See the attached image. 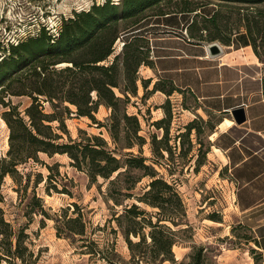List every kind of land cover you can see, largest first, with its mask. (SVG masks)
<instances>
[{
  "label": "rangeland",
  "instance_id": "1",
  "mask_svg": "<svg viewBox=\"0 0 264 264\" xmlns=\"http://www.w3.org/2000/svg\"><path fill=\"white\" fill-rule=\"evenodd\" d=\"M104 1L0 0V58L7 53L8 44L37 35L43 26L49 33L55 34L62 20L71 17L74 11L86 10L92 4H101ZM109 1L118 3L120 0ZM218 2L165 0L156 7L142 11L137 18L144 19L119 35L113 44L112 54L103 63H110L114 55L124 48V41L134 34H141L147 39L150 64H141L138 67L137 96L129 94L126 109L129 114H136L141 124L139 134L146 140L141 147V155L149 159L147 163H152L158 176L173 185L182 200L181 223L173 225L167 222L175 234L172 246L175 259L187 263V255L192 251V247L202 246L205 264H264V257L254 245L246 219L236 206L235 174L229 170L228 165H224L220 151L215 149L214 144L217 141L209 140L215 137L212 134L216 131L213 130L219 119L226 114L210 111L202 104V110L196 114L195 107L199 101L192 92L188 88L177 87L170 77L157 69L156 62L159 60L153 59L152 51L156 49H152V46L162 47H158V53H181L180 50L176 51L171 47H178L176 42L182 43L180 40H183L190 51L201 49L207 56L208 45L216 43L222 46L221 53L211 56V60L205 59L206 68L201 70L202 78L209 82L223 77L228 80L230 95L224 102L236 100L264 102V1L257 4ZM161 12L164 15L160 14ZM212 12L216 15L215 23L206 19ZM246 16L249 20H255V25L251 23L253 29L249 37L243 26V19ZM189 24L191 25L188 26ZM227 38L230 39L229 44L223 42V39ZM245 43H248V47L240 49ZM220 56L224 57L231 67H226L224 71H217V67H212L219 65L217 59ZM64 65L67 64L55 67L60 68ZM180 65L188 68L194 66L188 59L181 61ZM147 78H151L152 81L144 89L141 80ZM155 81L160 88L176 89L170 95L160 90L153 92ZM119 83L122 87L128 85L124 76L119 79ZM17 84H12V87H16ZM114 91L121 95L117 89ZM210 92L211 89L206 93ZM235 94H238L237 97H234ZM4 99L10 100L12 104H18L21 111L31 102V98L25 95L9 96ZM43 104L46 112L52 111L49 104L46 102ZM70 108L74 109L73 106ZM166 110L171 112V117L164 123L168 129L171 155L168 156L165 151H161V156L160 153H153L150 135L154 133L160 137L163 134V130L156 128L152 123L165 117ZM2 111L3 108L0 106V113ZM108 115L109 111L103 106H99L94 113L96 120L99 121H105ZM225 119L229 118L225 117L222 120ZM192 120H195V126L200 130L196 132L192 129L189 140L187 138L184 140L185 154L181 158L180 139L177 134L183 132L184 126ZM57 124L56 121L51 123L53 130L62 134L63 138L59 141H66V134L56 128ZM65 126L72 138L100 134L108 145L113 147L105 128L97 127L96 123L87 117H76L72 113L65 118ZM8 134L7 125L4 126L0 122L1 157L5 156L9 147ZM200 146L202 149L200 164L195 168ZM129 150L139 153L137 146L124 149ZM17 170L15 181L9 175L2 180L0 189L3 201L0 202V206L5 220L12 228L15 231L21 229L28 236L26 244L33 256H27L23 262L19 259L12 260L9 264H112L108 258L120 264H133L124 263L130 260V251L113 217L121 212L124 204L137 202L134 197L123 199V205L114 204L106 196L108 181L100 176L92 181L84 168L79 169L71 165V160L66 154L56 153L48 156L38 153L37 161L30 159L25 164H19ZM149 180V177H142L137 182L135 189L132 190L134 196L143 191ZM33 192L40 198L45 215L40 212V205L32 198ZM138 204L148 212L156 210L143 203ZM67 207L69 216H75L78 211L82 213L86 225L85 236L77 235L71 238L67 237L64 231L58 234L55 218L63 216L61 209ZM30 208H33V212ZM148 230L146 227L144 232L147 233ZM129 238L133 241L137 239L132 235ZM83 244H87V249ZM112 248L116 255L112 254ZM90 249L100 250L101 255L92 256L88 253ZM0 264H6V261L2 259ZM163 264L170 263L166 261Z\"/></svg>",
  "mask_w": 264,
  "mask_h": 264
},
{
  "label": "trees",
  "instance_id": "2",
  "mask_svg": "<svg viewBox=\"0 0 264 264\" xmlns=\"http://www.w3.org/2000/svg\"><path fill=\"white\" fill-rule=\"evenodd\" d=\"M163 1L165 0H120L112 3L105 0L101 4H92L86 10L74 11L71 17L62 20L55 34L49 33L43 26L37 35L8 44L7 53L0 58V106L3 108L0 116L9 130V147L5 156H0V188L5 176L9 175L15 181L17 166L30 159L37 161L38 153L48 156L66 154L71 165L84 168L92 181L98 176L108 181L106 196L114 204L123 205V199L134 197L138 203L156 209L148 212L137 202H132L124 204L121 212L113 217L130 251V260H122L124 263L163 264L167 261L170 264H205L202 246L192 247L187 255V263L175 259L172 251L175 234L167 222L173 225L181 223L182 200L173 185L158 176L152 163H147L149 159L141 155V147L146 141L139 134L141 124L138 116L129 114L126 109L129 94L137 96L138 67L141 64H150L147 39L141 34H134L124 41V48L114 55L110 63H103L112 54L113 44L119 35L144 19H138L137 16ZM217 1L257 4L264 0ZM160 14L164 15L162 12ZM215 17V12H212L206 19L215 23ZM243 21L249 37L253 29L251 23L255 25V20H249L246 16ZM223 42L229 44L230 39H223ZM64 63L67 65L55 67ZM123 76L128 85L122 87L119 79ZM151 81V78L142 79L143 88L146 89ZM14 83L18 84L13 88ZM114 88L121 95L116 94ZM175 89L160 88L157 81L152 87L153 92L160 90L167 95ZM22 95L31 98V102L22 111L18 109V104L4 99ZM45 102L52 111H45ZM99 106L109 111L105 121L96 120L94 116ZM166 111L165 117L152 123L156 128H161L163 134L160 137L154 133L150 135L153 153H160L161 156V151L171 155L168 129L164 126L171 117V112ZM72 113L76 117H87L97 127L105 128L113 147L100 134L72 138L65 126V118ZM197 118L201 119L200 116ZM54 121L58 123L56 128L66 134V141H59L63 136L53 130L51 123ZM184 128L183 132L177 134L180 139L181 158L185 154L184 140H189L192 129L196 132L200 130L195 126V120L187 123ZM189 144L191 145L190 141ZM135 146L139 153L124 151L125 148L131 149ZM201 155L200 146L195 168L200 164ZM142 177H149L150 180L143 191L134 196L132 190ZM25 186L26 184L24 188ZM32 198L40 205V212L45 215L40 198L34 192ZM2 201L0 189V202ZM30 209L33 212V208ZM61 210L63 216L55 218L58 234L64 231L71 238L85 236L86 225L82 213L78 211L75 216H69L68 207ZM146 227L149 228L147 233L144 232ZM131 235L137 239L131 240ZM27 238L21 229L15 231L5 220L0 206V261L3 259L9 264L12 260L19 259L23 262L27 256H33L26 244ZM83 246L87 249V244ZM88 253L92 256L101 255L100 250L90 249ZM112 254L116 255L113 248ZM107 260L112 264H120L111 258Z\"/></svg>",
  "mask_w": 264,
  "mask_h": 264
},
{
  "label": "crops",
  "instance_id": "3",
  "mask_svg": "<svg viewBox=\"0 0 264 264\" xmlns=\"http://www.w3.org/2000/svg\"><path fill=\"white\" fill-rule=\"evenodd\" d=\"M180 41L182 43L176 42L178 47H171V49L180 50L181 53H158V47H162L152 46V49H156L152 51L153 59L159 60L156 62L157 69L170 77L177 87L188 88L192 92L199 101L195 107L196 114L202 110L201 104L210 111L226 114L219 119L213 130L216 131L215 137L210 139L208 136V138L213 142L217 141L214 144L215 149L220 151L224 165H228L229 170L235 174L234 180L237 187L234 198L236 206L246 219V225L252 232L255 247L264 257V102H240L237 100L224 102L230 95L229 87H227L228 80L223 77L209 82L201 76V70L206 68L205 59L211 60V56L203 54L201 49L200 51L197 49L190 51L186 42ZM247 47L248 45H241L240 49ZM186 59L194 66L188 68L180 65V62ZM217 61H219V65L212 66L217 67V71L231 67L222 56ZM214 83L216 86H209ZM209 89L211 92L206 93ZM237 95L235 94L234 97ZM201 100L208 102L204 103ZM219 100L222 102H218ZM237 107H242L245 115V120L240 124L234 121L231 114V110ZM225 117L231 119L234 124L221 130L218 124Z\"/></svg>",
  "mask_w": 264,
  "mask_h": 264
},
{
  "label": "water",
  "instance_id": "4",
  "mask_svg": "<svg viewBox=\"0 0 264 264\" xmlns=\"http://www.w3.org/2000/svg\"><path fill=\"white\" fill-rule=\"evenodd\" d=\"M208 52L211 56H216L221 53V48L216 43H212L208 45ZM231 114L237 124H240L245 120L244 110L242 107L232 109Z\"/></svg>",
  "mask_w": 264,
  "mask_h": 264
},
{
  "label": "bare ground",
  "instance_id": "5",
  "mask_svg": "<svg viewBox=\"0 0 264 264\" xmlns=\"http://www.w3.org/2000/svg\"><path fill=\"white\" fill-rule=\"evenodd\" d=\"M219 47L221 48L222 46L219 45ZM0 122H1L2 125L5 126V122H4V120L1 117H0ZM232 124H234L232 120L225 119L219 124V126H220V128L222 130V129L228 127V126H231ZM212 135H214V133Z\"/></svg>",
  "mask_w": 264,
  "mask_h": 264
}]
</instances>
